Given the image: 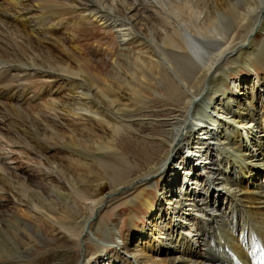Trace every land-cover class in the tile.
Returning <instances> with one entry per match:
<instances>
[{
  "label": "bare ground",
  "instance_id": "6f19581e",
  "mask_svg": "<svg viewBox=\"0 0 264 264\" xmlns=\"http://www.w3.org/2000/svg\"><path fill=\"white\" fill-rule=\"evenodd\" d=\"M114 1L116 5H113L109 0H0V110L3 114V121L9 127L13 126L15 131L13 132L14 138H11L10 134L3 130L2 121H0V141L3 139L8 147L12 148L19 156L30 158L29 154L31 153L36 159V164L32 165H35L34 168L14 169L9 166L8 161L11 159L1 153L0 195L12 194L11 196L16 202L14 204L17 206L23 205L22 197H27L29 193L32 198L34 196L44 198L45 200H41L39 204L35 202L30 205V208H27L29 205L27 207L23 205L25 206L23 208L26 210V214L30 211L29 209L37 211V213H46L44 209L48 208L51 203L46 195L53 192L54 183L57 182L49 174L51 171L49 173L48 171L53 169L60 173L62 168L56 161L50 160V157H53L54 146H50L49 142H60L61 144L67 137L64 133L61 134L62 131L59 134L60 130L56 131L54 128L53 123L56 120L49 121L51 119L45 117L41 120L37 112V114L32 113H34V109H42L50 115V113H56L61 107L65 112L71 113L77 118H84L83 114H93V111H97L100 117L98 109L93 107L91 101L92 98H98L96 94L102 101H94L101 102L103 107L113 113L108 110L106 112L115 119L110 120L107 117V121L106 117L103 118L111 125V135L115 134L117 138L114 139L109 133L110 139L103 140L106 141L105 145L100 147L97 155H94L95 159L98 160L102 171L107 173L108 180L115 192L130 188V181L136 174L131 161L135 158V149L128 142H121L123 137L120 136V132L130 122H126L124 115H116L117 113L114 111V101L117 98L119 100L120 94L113 86L118 82L111 75L102 76L101 68L104 62L101 63V67H98L96 64L98 61L94 59L99 50L85 47L89 45L90 40L97 44L95 35L98 30L96 28L104 31L102 39L97 41L98 45L105 44L106 47H109L110 44L113 45V37H116L114 36L116 32L110 33L114 28L109 22L114 19L116 20L115 24L119 21L116 27L122 28L120 33L123 42L135 38L137 47L140 46L139 55H136L135 60L133 59L139 71V75L135 76L137 85L129 84L128 87H122L131 94L130 97L133 94L135 99L149 100L153 102L154 106L155 99L150 94L152 91L157 92L158 88L162 87L167 96L166 100L162 102L165 107H169L167 112L163 111L165 112L163 113L164 120H158L164 127V131L159 137L164 147L163 150H165V155L162 156L165 158L161 162L160 159H157L158 161L156 158L155 160L150 159L152 160V173L143 174L145 178L142 179L144 184H148L147 180L151 178L149 176L159 175L161 177L162 200L155 206V201L149 200L147 197L146 188L135 199L145 201L144 207L153 218L150 222L152 226L148 229L151 235L150 243L155 242L156 236H152L155 231L160 236L165 234L164 237L169 238L172 225L165 223L169 213L180 216L175 227L180 229V233L177 235L179 240L174 239V241L182 248L178 251L165 249L162 251V255L167 256L171 253L174 256L160 261L147 253L143 256L142 251H144L146 242L140 249L130 250L128 248L130 239L124 237L120 243L124 255L120 256L114 252L115 255L108 264H118V262L122 264H264V177L259 181L251 182L250 180L251 173L255 168L264 171V98L256 99L252 96V91L248 96V92L245 93L248 85L243 83L239 84L240 89L237 87L229 90L225 85V82L227 83L225 77L233 65L256 73L258 62L256 54L261 50L264 38L260 39L259 44H253L251 37L254 35L253 29L257 28L255 24L258 21L260 23L264 21V0H237V4L235 2L213 3L212 1L210 5L204 4L205 2L199 4L197 0ZM88 8L95 10L91 11ZM97 11L99 12L97 13ZM132 19L143 27L144 32H149V34L143 36L139 33ZM222 20L227 22L226 27L221 24ZM228 20L232 22L231 25L228 24ZM58 31H63L64 34L60 35ZM76 32L83 36L81 40L78 38L80 35H77ZM243 50L246 54L241 58L240 52ZM122 59L129 60L128 52H118L115 63L124 66L125 64L121 63ZM138 62L146 64L147 73L141 72ZM86 67L90 70V75L86 72ZM150 73L153 75L150 76ZM85 75L87 78L89 76L100 78L101 86L105 90L107 89L108 96L101 87V89L95 87L97 93L93 94L87 83L81 79V76ZM35 79L45 82L44 89L37 92L31 91L27 87L28 84L31 85L33 81L35 82ZM138 80L146 81V88H143L142 84L144 83ZM158 81L161 82V86L157 88L155 82L158 83ZM57 82H60L68 90V97L61 99L57 91L51 89L53 86H57L55 84ZM91 83L89 82V84ZM39 84L41 83L39 82ZM40 86L42 87V85ZM256 88H259L260 91L264 90V85L256 82ZM98 91L101 95L98 94ZM18 95L20 98L16 97ZM41 98H44L42 103L40 102ZM33 100L40 102H37L35 108L31 106ZM82 100H87L88 103H84ZM123 101L122 103H124ZM258 102L260 109L256 111L254 106ZM241 111L244 113L241 114ZM97 114L93 115L96 117ZM96 118L98 119V117ZM44 120L50 124L42 123L41 121ZM128 121H131L130 118ZM209 124L212 127L207 129L206 125L209 126ZM216 125L219 132L213 130ZM101 127L103 126L101 125ZM103 131L105 130L103 129ZM130 131L132 130L130 129ZM184 150L187 154L189 150L190 155L197 154L198 163L208 165L202 168L205 171L199 188L189 185L185 191L175 194L174 197V195H170L169 191L174 186V184L169 186L171 180L175 179L169 170L174 159L172 158L170 161L168 156L170 153H175L178 156L176 158L180 167L189 170L185 171L186 179L190 181L188 175L192 174L191 164L184 157ZM143 155L148 156L147 154ZM143 162H145L144 159ZM197 182L199 180L193 183L194 187ZM12 187L21 194L13 195ZM216 188L226 190V196L222 199L230 206V210L221 211L215 205L219 197V193L214 192ZM59 189L61 190V188ZM131 189H135V187ZM62 191L64 190L62 189ZM74 191L81 203H89L88 207L94 214L96 211L92 207L96 202L89 196ZM56 196L58 197V195ZM2 201H4L3 198ZM5 204L0 201V229L2 231L10 217H6L4 210L12 207ZM182 204L185 207H182ZM186 205L188 206L186 207ZM88 218L81 224V227L86 229L85 232L89 229L90 233L87 224L91 217ZM132 222L133 220H131ZM190 225L196 226L194 231ZM69 227L62 229L77 238L83 245L85 242L83 240H86L84 229ZM238 229H241V232L236 235ZM26 230L28 231V229ZM245 231L248 233L245 234ZM190 233H193L192 237L188 236ZM97 236L93 237L95 240L87 241L95 246L98 256L100 255L101 258L105 255L108 256V253L113 252L110 249L112 244H109L110 236L107 235L103 238ZM9 241L14 244L12 240ZM198 244L203 245L201 247ZM161 247L162 245L159 246L160 249ZM150 251L151 249L148 250V252ZM155 254L158 255V252ZM26 257L23 252L18 251L14 256L7 255L0 258V264H88V261L84 260L83 254L81 260L79 256L72 255L66 262H55L56 260L52 261L51 257L22 262L21 260ZM144 258L146 259L144 260Z\"/></svg>",
  "mask_w": 264,
  "mask_h": 264
},
{
  "label": "rangeland",
  "instance_id": "374dc122",
  "mask_svg": "<svg viewBox=\"0 0 264 264\" xmlns=\"http://www.w3.org/2000/svg\"><path fill=\"white\" fill-rule=\"evenodd\" d=\"M109 1L112 2L113 5H116V2L114 0L113 1L109 0ZM197 1L199 2V4H203L205 2L204 4H208V5H210V3H212V1H213V3H227V4H228V2H235L236 4L238 3L237 0H222V1L221 0H215V1L214 0H206V1L197 0ZM90 9H91V11L95 10L94 8H90ZM98 12L99 11H97V13ZM109 18H111V17H109ZM115 21L116 20L112 19L109 22L111 24V26L114 28L113 30H111V32L109 30V32L110 33L116 32V34L114 35L116 37H113L114 38V42L112 43L113 45L110 44L109 47L108 46L106 47L105 44L104 45L99 44L100 45L99 46L97 41L99 39L100 40L102 39L103 34H104V33L102 34V32H104V31H101L100 28H96L98 30V32H96V35H95L96 36L95 39H97L96 40L97 44H95L94 41L90 40V42L88 43L89 45H86L85 47H87V48L92 47L96 50H99L98 54L96 55V57L94 59H96L98 61L96 63V64H98V67H101V63L104 62V64H102V68H101L102 69V76L111 75V77H115L116 81L118 83H120V85H118V83H117V84H114L115 86H113L114 89L117 92H119V94L121 96V97L118 96L120 103H119V100L117 98V100L114 101L113 107H114V111H116V113H117L116 115H119V116L124 115V118H126V122H130L129 125H131L130 129L132 131H130L129 125L128 126L125 125L124 126L125 128L123 127V131L120 132V136L123 137L121 142H123V141L128 142L130 144V146H132V147L134 146L133 149H135L134 150L135 158H133L131 161H132V166L134 167V171L136 172V174L132 177V179L130 181L131 186H130V188H128L126 190L124 188L121 190H116V192H115V189L112 187L111 182L108 180L109 177L107 176V173L102 171V169L100 168V165L98 163V160L95 159L94 155H97L100 147L105 145L106 141H103V140L104 139L105 140L110 139L109 133L111 135V129H110L111 125H109L107 123V121H108L107 117H108V119L110 118V120L111 119L113 120L115 118H113L112 116H111L112 117L111 118L110 114L106 113L108 109L103 107L101 102H99L100 103L99 104L98 102L94 101V100H100V99H98L99 96L96 94L97 90L95 87H98L99 89L102 88L104 90V92H106V94H107V89L105 90V88H103V86H101L102 80L100 78L95 77V76H89V78H87L86 75L84 77L81 76V79H83L84 82L87 83L89 90H91L93 94L95 93L96 96L98 97L95 99L92 98L91 101H92L93 107L98 109L100 117L97 114L98 113L97 111H93L94 112L93 114L96 113L97 114L96 117H98V119L93 114H88V113L83 114V116L85 118L84 119L82 117L77 118L76 116L72 115L71 113L65 112L61 107H60V110L56 111V113H54V114L50 113V115L48 114L47 111H42V109H38L39 111L34 109L35 111H33L34 113H32V114L38 113L40 115V116L39 115L38 116L41 118V120L43 117L51 119L49 121L56 120L53 123L55 125V126L53 125L54 128H56V131L60 130V131H58L59 134L62 131L61 134L64 133L65 136L67 137V139H66L67 141L64 140V142H62L61 144H60V142L59 143L53 142V141L49 142L50 146H54V151L52 152L53 157L50 155L51 156L50 160L53 159L54 161H56V163L60 164V167L62 166L61 172H60L61 174L57 173L53 169L48 171V173L51 171L49 174L55 180V182L56 181L57 182L54 183L55 189L54 188L52 189L53 192L51 191L52 193H48L46 195L47 199H50L49 202H51V203H49L48 208L45 206L46 207L44 209L46 211L45 214H42L41 212L37 213V211H34L32 209H29L30 211L26 214V210L23 208V207H25L23 205H26V207L29 205V207H27V208H30V205L34 204L35 202L37 204H39L40 201L43 200L44 198L43 199L38 198V197L36 198L35 196L32 198L31 197L32 195L29 193L27 195V197H24V196L22 197L23 205L17 206V205H15L16 202L13 200V198L11 196L12 194L11 195L4 194V196L6 198L3 196V194L0 195V198H1L0 201L2 203H4V204L6 203L5 205H7L9 207L12 206L11 208L4 210L6 217L10 216L11 218L9 217V219H8L9 221H7V223H6L7 225L5 224V227L3 229L4 231H2L0 229V258H4L7 255L8 256H11V255L14 256L16 252L21 251L25 254V257L28 256V257H26V259H22L21 260L22 262L30 261V259L36 261V260H39L43 257H51L52 261L56 260L55 262H66V261H69V259L72 257V255L79 256L80 260H81V255L83 254L84 260L88 261V264H108V262L115 255L114 252L116 254H119L120 256L124 255V253L122 251L123 248L120 245V243H121L122 239H124V237H129V239H130L129 243H128L129 244L128 246H130V247L127 246L130 250L131 249H140L142 247V245H144V242H146L147 244L144 247V251H142L143 256H144V254L147 253V255L152 256V258H154L156 260H160V261L165 260V259L167 260V258L169 259V258H172V256H174L168 252L169 251L168 249H170V251H172V249H173V251L174 250L178 251L180 248H182V246L177 245L176 241H174V239H176L177 241L179 240V237L177 238V235L180 233V229L178 230L175 227H176V223L179 222L180 216L178 217L177 215H173L172 213H169V215H167L166 220H165L166 224L170 223L172 225L171 231H169L170 232L169 238L168 237L165 238L164 237L165 234H162L160 236L155 231V233H152L153 237L156 236L155 242L150 243L149 241L151 239V235H150L148 229L150 228V226H152V225H150V222L153 220V218H151V215L148 214V211L144 207L145 201H137L135 199L136 196L140 192H142V190H144V188H146L147 194L149 195V196L147 195V197H149V200L155 201V203H156L155 206H157L160 203V201L162 200L163 195H162V190H161V185H162L161 179H160L161 177L159 175L149 176L151 178H148V180H147L148 184H144L142 179L145 178L144 175L152 173V170H151V169H153V168H151L152 160H155V158H156V160L160 159V162H161L165 158V157H163L165 155V153H164L165 150H163L164 147L162 146V141L160 140V137H159L162 134V132L164 131V127H162V125L159 123V121L164 120L163 113L167 112L169 107H167V106L165 107L163 102H162L163 100H166L167 96L164 93V90L162 89V87H160L161 82L159 83V81H158V83L157 82H155V83L157 84L156 87L157 88L160 87V88H158L157 92L152 91L150 94L153 96V99H155V102H154L155 106L152 105L153 102H150L149 100L145 101V100H141V99H135L136 97H133V94H132V97H130L131 94H129L128 91L123 88V87H128L129 84L137 85L135 76L139 75V71L136 68L137 64H135L136 62L134 60L139 55L138 53L140 51V46H139V48L137 47V45H136L137 40L135 38H133L134 40L130 39L127 42H123V39H122L121 33H120L122 28L116 27L118 25L119 21L117 22V24H115ZM132 21L135 24V27L137 28L139 33H141L143 36L149 34V32H146V31H145L146 32L145 33L143 31L144 30L143 27L141 25H139V23L137 24L134 21V19H132ZM66 23H68V22H66ZM112 23H114V24H112ZM229 23H230V25L232 24V22H230L228 20V24ZM221 24L223 26L225 25V27H226L227 22L225 20L224 21L222 20ZM255 25L257 28L253 29L254 35L251 37V39L253 38L251 40V43L259 44L260 39L264 38V21L261 23H260V21H258L257 24H255ZM109 32L108 33L106 32V33L110 34ZM241 32H242V30H241ZM58 33L60 35L64 34L63 31H58ZM76 34L80 35L77 32H76ZM142 35H141V37L143 38ZM78 38H79V40H81L83 38V36L80 35ZM244 49H246V48L244 47ZM120 51L121 52H128V54H129V60L125 61L124 59H122L123 61H121L122 64H125L124 66H121V65L119 66V64L115 63L116 55ZM240 53H241V58H243L244 54H246L245 50H243V52H240ZM141 58H143V57L141 56ZM99 61H101V62H99ZM256 61H258L256 64V71H255L256 73H254L251 70L246 71L244 68L239 67V66H236V67H235V65L231 66L233 68L228 71V74L225 77V79L227 80V83L225 82L227 89L231 90L232 88L233 89L237 88V87H239L240 83H243L244 85H248L247 91L245 92V93L248 92V94H247L248 96H250L251 91H252L253 97H256V99H263L264 98V90L260 91L259 88L255 89V84L257 82V84H263L264 85V44H263L261 50L256 54ZM139 67H140L141 72L147 73L148 68H147L145 63H139ZM161 68H162V66H161ZM90 69H91V67H90ZM163 69H164V71H166V69L164 67H163ZM86 72L90 75V70L87 67H86ZM152 73H154V72H152ZM92 74L93 73L91 72V75ZM152 75L153 74L150 73V76H152ZM168 76H169V74H168ZM146 77H147V74H146ZM75 81H77V80H75ZM91 81H92V83H91ZM138 81H141V80H138ZM39 82L41 84H39ZM89 82L92 85L89 84ZM141 82L144 83V84H142L143 88H146V84H145L146 81H141ZM44 84H45L44 81H42V80L40 81V79L39 80L35 79V82L33 81V83L31 85L28 84L27 87L29 89H31V91L35 90L38 92L39 90L44 89V87H45ZM55 84L57 86L56 87L53 86L54 88L52 87L51 89L52 90L55 89L57 91V93L60 95L61 99L69 96V93L67 94L68 90L64 87V85H62L60 82H57ZM147 84H149V83H147ZM40 85H42V87ZM95 85H97V86H95ZM239 89H240V87H239ZM31 91H29V92H31ZM98 94L101 95V93L99 91H98ZM107 96H108V94H107ZM233 96H235L234 93H233ZM16 97L20 98L19 95ZM123 100H126L125 102H127V103L125 104V102ZM43 101H44V98H41L40 102L42 103ZM100 101H102V100H100ZM122 101L124 103H122ZM37 102H39V100H37ZM37 102L35 100H33L34 104L32 103L31 106H33L35 108L36 105L38 104ZM82 102L88 103L87 100H82ZM120 104L125 105L127 107L121 106ZM126 108H128V109H126ZM254 109L256 111H258L260 109L259 102L256 104V106H254ZM131 110H132V112H131ZM108 111H110V110H108ZM163 111H165V112H163ZM110 113H112V111H110ZM243 113H244V111H241V114H243ZM160 114H161V116H160ZM125 115H130V116L133 115V116L130 117V116H125ZM4 116H6V115H4ZM103 117H106L105 119L107 121ZM129 118L131 121H128ZM145 118H147V119H145ZM123 120H125V119H123ZM0 121H2L3 130L5 132H8V134H10L11 138H14L13 132H15V131L13 130V126L9 127L6 124V122L3 121V114L1 112V110H0ZM41 122L42 123L44 122V124H47V125L50 124V122H47L45 120L41 121ZM45 122H47V123H45ZM58 122L60 125L57 124ZM92 123L95 126H93ZM101 125L104 128L101 127ZM61 126H64V127H61ZM97 126H99V127H97ZM59 127H61V128H59ZM68 127H70L69 128L70 130L68 129ZM206 127L208 129L209 127H212V126H211V124H209V126L206 125ZM95 128H97V129H95ZM216 128H217V125L215 126V128L213 130H215V131L217 130L219 132V130ZM103 129L105 131H103ZM65 132H68V133H65ZM96 132H98V133H96ZM105 133H106V135H105ZM97 135H98V137H97ZM70 136H72V137L69 138ZM111 136H113L114 139L117 138V136L115 134H112ZM90 138H91V140L88 141V139H90ZM100 138H102V139H100ZM70 139H71V142H70ZM86 143H87V145H86ZM91 143H93V144L95 143L96 145L95 144L93 145ZM166 145L167 144L165 143V147H166ZM161 147H162V149L160 150ZM92 148H94V149H92ZM86 149L88 152L86 151ZM157 149H159L160 151ZM214 149H215V147H214ZM0 151H1L0 154L4 153V155H7L6 157H9L11 159V161L10 160L8 161L9 166L11 168H14V169H16V168L22 169L23 168V169H25L26 167H29V168L35 167V165L34 166H32V165L36 164V159L33 158L31 153L30 154L28 153L29 156H31L30 158H25V157L19 156L12 148L10 149L8 147V145L6 144V142L3 139L0 141ZM57 151H58V153H57ZM13 152H15V153H13ZM187 152H188V154L186 153V150H184L183 155L185 158H187L189 160V162L191 164L190 170H192V174L188 175V179H190V181H187V179H186V171L185 170H187V169L184 167L182 169V167H180V165H179V161L176 158L178 156L175 155V153H173V154L170 153L168 156V159H170V161L172 158L174 159L171 166H169V170L172 172V176L175 177V179L171 180V182L169 184V186H172L174 184V186H172L169 190L170 195L172 194V195H174V197H175V194H178L179 192L185 191L187 186H189V185L193 186V188H199L201 186V180L203 177V173L205 171V170H202V168L208 165V164L198 163L199 162L197 159L198 155L197 154L190 155L191 152H189V150ZM143 154H147L148 156H144ZM154 156H156V157H154ZM160 156H162V157H160ZM138 158H139V160H138ZM143 159L145 162H143ZM150 159H152V160H150ZM93 160H94V162H93ZM96 161H97V163H96ZM41 168H42V166H41ZM42 169H44V168H42ZM187 171H189V170H187ZM26 172H28V171H26ZM72 176H73V179H72ZM99 176H101V177H99ZM263 177H264V171H261L260 169L255 168V170L251 173L250 180H251V182L259 181V180H262ZM168 178H170V177H168ZM70 179L72 180L71 181L72 183L70 182ZM196 180H199V182H197L196 186L194 187L193 183H195ZM57 185H58V187H57ZM147 185L149 187H146ZM175 185H176V187H175ZM56 187H57V189H56ZM134 187H135V189H131ZM59 188H61V190ZM62 189L64 191H62ZM74 190L78 191L80 194L89 196L90 198H92V200H94L96 202L95 206L92 207L93 209L95 208V211H96V212H94V214H92L91 209L88 207L89 203H81L79 201V199L76 197L77 194L75 193ZM214 192L219 193V197H218L217 202H215V205L221 211H223L225 209L230 210V206H228L227 202H224L222 199V197L226 196V190L216 188V189H214ZM11 193H13V195H15V196L16 195L18 196L21 194L20 192L15 191V189H13V187H12ZM56 195H58V197ZM170 195H169V197H170ZM95 196H97V197H95ZM30 197H31V199H30ZM2 198L4 201H2ZM6 199H7V201H6ZM83 204H85V207H83ZM161 204H164V203H161ZM181 206L185 207L184 204H182ZM187 206L188 205H186V207ZM97 207H98V209H97ZM32 211H33V213H31ZM97 211H98V213H97ZM32 214H33L34 218H33ZM193 214L196 215V213H193ZM37 215H38V217H37ZM47 215H52V216H47ZM21 216H23V217H21ZM49 217H51V218L53 217L54 219L53 218L51 219ZM88 217H91L90 221H88V224H87V227L90 228V233H89V229H87V232H85L86 229L81 227V224L84 223V221H87L89 219ZM36 218L39 220H37ZM34 219H36V220H34ZM131 220H133L132 223H131ZM40 221H42V222H40ZM68 223H69V225H67ZM56 224H58V225H56ZM185 224H187V223H185ZM28 225L31 227H29ZM61 226L68 227V228H70L69 226H71V227L73 226V227H77L79 230H82V228H83L84 229V231H83L84 235L86 236V240H83V242L85 241L84 244L82 245L81 242L77 238H75L72 235H69V233L66 230L62 229L63 227H61ZM190 228L192 229V231H194L196 226L190 225ZM24 229L25 230L28 229V231L27 230L25 231ZM26 232H27V234H26ZM240 232H241V229H238L236 232V235H238ZM185 233H186V231H185ZM246 233H248V232L245 231V234ZM11 235H12V237H11ZM43 235H44V237H43ZM95 235L96 236L98 235L97 236L98 238H103V237H106L107 235H109L110 236V240H109L110 243L109 244H112V246L110 245V249H112L111 251H113V252L108 253V256L105 255L103 258H101L100 255L98 256V253L95 249V246L91 242L87 241L89 239H94ZM188 236L192 237L193 233H190ZM8 239L12 240L14 244L9 243L10 241ZM26 244H27V246H26ZM150 244L152 246H147ZM161 245H162V247L160 249L159 246H161ZM198 245H200V244H198ZM202 245L203 244H201L200 246L202 247ZM1 246H2V248H1ZM150 249H151V251L148 252V250H150ZM165 249H167L168 250L167 253H169L167 256L161 254L162 251H165ZM155 252H158V255H156ZM65 259H67V260H65ZM145 259L146 258H144V260ZM118 264H122V263L118 262Z\"/></svg>",
  "mask_w": 264,
  "mask_h": 264
}]
</instances>
